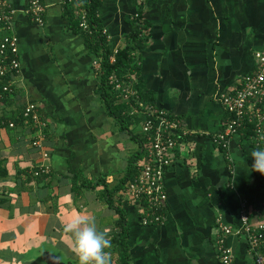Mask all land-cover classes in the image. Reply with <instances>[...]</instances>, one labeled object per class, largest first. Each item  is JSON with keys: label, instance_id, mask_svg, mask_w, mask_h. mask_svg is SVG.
Listing matches in <instances>:
<instances>
[{"label": "crops", "instance_id": "0c3cea01", "mask_svg": "<svg viewBox=\"0 0 264 264\" xmlns=\"http://www.w3.org/2000/svg\"><path fill=\"white\" fill-rule=\"evenodd\" d=\"M41 1L43 26L24 12L28 0H11L20 69L10 78L13 91L0 98V264H78L64 226L87 215L112 239L119 216L109 201L125 213L131 264H222L216 219L240 228L245 200L250 219L264 220L257 209L264 205V175L251 170L257 146L243 131L231 138L227 155L213 141L228 117L222 94L241 85L264 51V0H102L98 8L114 52L125 46L131 17L142 9L149 25L138 52L145 89L155 96L153 108L182 122L163 177L167 201L158 225L145 224L138 203L125 195L127 182L119 186L141 144L108 114L99 58L73 30L63 0ZM29 102L46 122L42 149L31 144L37 135L30 123L6 126ZM145 119L139 116L134 132L142 133ZM40 164L49 167L43 180L31 175ZM84 181L99 183L87 188ZM226 244L235 264H253L243 236L233 233Z\"/></svg>", "mask_w": 264, "mask_h": 264}, {"label": "built area", "instance_id": "2783aa9c", "mask_svg": "<svg viewBox=\"0 0 264 264\" xmlns=\"http://www.w3.org/2000/svg\"><path fill=\"white\" fill-rule=\"evenodd\" d=\"M84 1L63 0L74 6L80 27L87 30L88 12ZM16 11L11 0H0V31H7V34L0 36V80L6 76L11 78L20 69L19 38L14 32L13 22ZM24 12L39 26L45 24L46 5L41 0H28ZM111 59L114 60L113 57ZM98 64L99 61H96L95 65ZM110 82L121 91L124 99H134L137 102L138 97L132 81H119L115 75H111ZM12 86L11 82L4 84L2 90L0 89V98L11 93ZM221 101L229 118L223 129L213 135L214 143L218 147L227 148L231 138L244 127L248 118V121L253 123L254 134L250 137L251 142L256 146L264 145V51L257 54L256 71L245 76L239 87L223 93ZM137 103L142 105L140 101ZM145 115L141 131L146 137V156L142 159L137 174L126 184L125 195L132 203H138L145 224L153 222L161 224L165 218L162 211L167 201L163 177L174 163V149L183 133L182 122L164 109L148 107ZM23 117L37 133H35L37 137L31 143L32 146L42 149L46 122L41 117L39 106L33 102L27 103ZM8 125L10 128L16 126L13 121H9ZM42 156L47 157L48 154L42 152ZM48 172L49 167L40 164L31 173L40 175ZM240 218L242 225L235 231L222 217L216 219L215 247L220 261L222 264H235L233 249L226 244L227 236L235 233L245 238L253 255V264H264V220L254 223L250 219L245 200L240 205Z\"/></svg>", "mask_w": 264, "mask_h": 264}, {"label": "trees", "instance_id": "16d2710c", "mask_svg": "<svg viewBox=\"0 0 264 264\" xmlns=\"http://www.w3.org/2000/svg\"><path fill=\"white\" fill-rule=\"evenodd\" d=\"M84 2L88 12L87 30H83L80 27V21L75 14L74 6L68 2L63 3L66 12L71 18L73 30H78L84 35L90 51L99 58V64L97 66L96 73L100 78L99 91L107 107L108 114L116 119L122 130L130 133L131 136L141 144V150L130 157L126 179L122 180L121 184L119 185L120 187H122L124 183H128L134 178V176L138 172V162L146 156V137L142 133L134 132L133 126L137 122L140 115L146 114L148 107H153L155 105L154 94L151 91L145 89V81L141 75V59L138 53L139 49L148 38L149 25L143 17L142 9L138 8L134 16L131 17L130 32L125 38V46L114 52L109 45L108 36L106 35V33H104V28L101 25L100 19L98 17V8L102 0H85ZM5 34H7V31H4L2 35ZM112 57L114 58V60L111 59ZM256 69L257 66L251 73H248L245 76L253 74ZM111 75H115L119 81H132L135 85L136 96L138 97L137 102L140 101L142 105L137 103L134 99H124L121 91L117 90L115 84L110 82ZM9 82L11 81L10 77L8 78V76L1 79L0 89L2 90V86ZM8 94L10 93H7L6 95ZM23 111L20 118L15 120V122L13 121L15 125H17V123L23 125ZM228 118L229 114L227 119ZM8 123L9 121L6 122V126L10 128ZM239 131L245 132V137L247 139H250V137L254 134L253 123L248 121V118H246L244 127ZM253 145L255 144L253 143ZM262 146L264 145H260L257 147ZM219 148L227 155V148ZM36 168L37 167H35L34 169ZM31 175L33 176V178L39 180H43L44 178H46V175H44V173L40 175H34L33 173H31ZM74 177L73 187L74 190H77L78 186L75 182V179H77L78 177ZM98 183L99 182L84 181V183L82 184L87 188H95ZM109 205L116 209V212L119 216L118 220L116 221L118 231L114 233L111 239L113 245V249L111 250V252L116 253L117 264H131V257L129 252V231L125 213L119 206H113V203L111 201H109ZM263 206H258L257 209L260 207L259 209L263 210ZM162 212L165 214V208ZM151 224L158 225L159 223L153 222Z\"/></svg>", "mask_w": 264, "mask_h": 264}, {"label": "clouds", "instance_id": "9594fccd", "mask_svg": "<svg viewBox=\"0 0 264 264\" xmlns=\"http://www.w3.org/2000/svg\"><path fill=\"white\" fill-rule=\"evenodd\" d=\"M251 170L264 175V146L251 151ZM64 230L71 234L72 251L78 264H111V239L103 231H98L95 220L87 215H77L70 220Z\"/></svg>", "mask_w": 264, "mask_h": 264}, {"label": "water", "instance_id": "95a60500", "mask_svg": "<svg viewBox=\"0 0 264 264\" xmlns=\"http://www.w3.org/2000/svg\"><path fill=\"white\" fill-rule=\"evenodd\" d=\"M51 264H60V263H57L56 261L52 260Z\"/></svg>", "mask_w": 264, "mask_h": 264}]
</instances>
